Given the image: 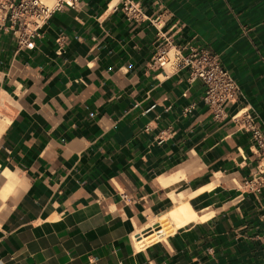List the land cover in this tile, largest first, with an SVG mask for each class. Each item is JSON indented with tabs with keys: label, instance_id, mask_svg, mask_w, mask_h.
<instances>
[{
	"label": "crops",
	"instance_id": "obj_1",
	"mask_svg": "<svg viewBox=\"0 0 264 264\" xmlns=\"http://www.w3.org/2000/svg\"><path fill=\"white\" fill-rule=\"evenodd\" d=\"M164 35L237 81L223 119L152 67ZM35 43L0 30V264H264V152L232 119L264 126V0H76Z\"/></svg>",
	"mask_w": 264,
	"mask_h": 264
},
{
	"label": "built area",
	"instance_id": "obj_2",
	"mask_svg": "<svg viewBox=\"0 0 264 264\" xmlns=\"http://www.w3.org/2000/svg\"><path fill=\"white\" fill-rule=\"evenodd\" d=\"M76 7V0H0V30L13 33L22 46L29 50L36 47L35 40L56 10ZM133 17H140L139 9L131 2L123 5ZM61 42V41H60ZM152 67L166 71H188L190 80H200L205 86L204 103L216 120L226 116V108L239 101L242 92L239 84L222 65L221 61L207 51L195 47L179 46L170 36H162ZM240 130L251 134L253 145L264 152V126L253 115L238 113L232 117ZM246 186L255 192L264 188V171L253 177ZM140 235H136L139 237Z\"/></svg>",
	"mask_w": 264,
	"mask_h": 264
},
{
	"label": "bare ground",
	"instance_id": "obj_3",
	"mask_svg": "<svg viewBox=\"0 0 264 264\" xmlns=\"http://www.w3.org/2000/svg\"><path fill=\"white\" fill-rule=\"evenodd\" d=\"M46 2L48 4L52 3L51 0H46ZM5 175L9 178L11 177L9 172H6ZM180 198L183 200V202L179 204L178 206H176L173 210L169 211V213L181 215L183 216L184 219L188 220L191 218V215L187 211L186 204H185L186 200L184 197H180ZM157 220L160 221V219H157ZM178 224L179 223H177V225ZM138 234L140 235L138 238L144 239L145 241L143 244L139 242L138 247L140 248H143V246H145L144 244H147L148 242L150 243L151 242L150 240L152 239V237H156V241L165 239L167 237L166 227L164 226L163 223H155L150 226H147L141 232L139 231Z\"/></svg>",
	"mask_w": 264,
	"mask_h": 264
},
{
	"label": "rangeland",
	"instance_id": "obj_4",
	"mask_svg": "<svg viewBox=\"0 0 264 264\" xmlns=\"http://www.w3.org/2000/svg\"><path fill=\"white\" fill-rule=\"evenodd\" d=\"M51 2H52V3L49 4V5H53V4L55 3V0H51ZM155 223H162V222H160V221H158V220H154V221L149 222L144 228H146L147 226H150V225H152V224H155ZM144 228H143V229H144ZM143 229H142V230H143ZM142 230H141V231H142ZM141 231H140V232H141ZM150 241H151V242L156 241V237H152V239H151Z\"/></svg>",
	"mask_w": 264,
	"mask_h": 264
}]
</instances>
